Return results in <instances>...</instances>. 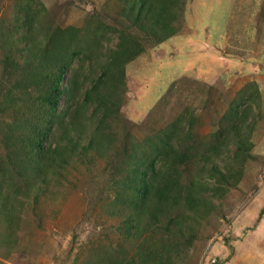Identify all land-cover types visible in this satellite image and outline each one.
I'll use <instances>...</instances> for the list:
<instances>
[{
  "label": "trees",
  "instance_id": "trees-1",
  "mask_svg": "<svg viewBox=\"0 0 264 264\" xmlns=\"http://www.w3.org/2000/svg\"><path fill=\"white\" fill-rule=\"evenodd\" d=\"M115 1L121 4L119 16L142 38L92 17L83 27H56L46 32L45 40H37L31 34L38 33L39 12L31 0L20 3L15 21L21 22L19 30L31 44L17 56L2 59L6 79L0 111L14 115L6 124V158L0 162L4 163L0 164V224L17 229L19 196L31 190L44 193L53 181L64 177L74 158L90 152L108 163L107 214L118 220L115 231L128 245L137 242L132 250L137 264H172L169 260L181 254L177 248L190 246L194 221L212 211L207 196L213 192L222 197L240 182L243 166L251 158L253 104L259 90L255 83L242 89L204 144L194 142L198 119L186 107L163 128L141 139L129 130L123 132L126 141L119 144V152L111 149L114 156L110 158L106 153L116 139L111 125L118 119L126 92L125 67L144 52L143 40L159 45L176 35V22L186 2ZM111 33L117 36L115 48L103 52L102 40ZM93 67H97L96 76L91 73ZM68 72L67 84L62 86ZM87 121L94 124L90 134L85 133ZM194 160L201 163L195 172L201 182L189 176L192 168L189 172L187 167L196 165ZM126 254L123 248L94 252L84 264H125Z\"/></svg>",
  "mask_w": 264,
  "mask_h": 264
},
{
  "label": "rangeland",
  "instance_id": "rangeland-1",
  "mask_svg": "<svg viewBox=\"0 0 264 264\" xmlns=\"http://www.w3.org/2000/svg\"><path fill=\"white\" fill-rule=\"evenodd\" d=\"M22 1L0 0L1 98L6 79L2 76L3 57L17 56L20 49L31 44L19 30L21 22L15 21ZM31 5L39 12L38 33L31 34L37 40H45L46 32L56 27H83L92 17L142 38L119 16L121 4L115 0H31ZM176 26V35L164 43L154 45L152 40H143L144 52L126 65L125 97L118 119L111 125L116 139L106 155L112 158V150H121L119 144L124 145L126 130L141 139L163 128L186 107L193 109L198 119L194 142L204 144L217 129L229 102L255 83L260 109L257 113L254 99L253 147L240 182L222 197L213 192L207 196L212 211L192 223L190 246L178 247L181 254L169 261L264 264V211L260 215L264 210V0H186ZM102 41V51H109L115 48L117 36L111 33ZM91 71L98 74L97 67ZM69 76L70 72L62 86ZM84 76L86 73L79 79ZM13 115L10 110L0 111V162L6 158V124ZM125 119L129 120L126 124L121 122ZM84 126L85 133L90 134L94 124L87 121ZM194 162L196 165L187 167L192 168L189 176L201 182L199 174L195 175L201 163ZM219 166L224 170L222 164ZM108 169L105 158L86 152L74 158L64 177L53 181L44 193L31 190L19 196L18 228L9 230L0 224V264H84L94 252L103 254L119 248L127 253L125 264H137L132 252L137 242L128 245L115 231L118 220L107 214V198L111 196Z\"/></svg>",
  "mask_w": 264,
  "mask_h": 264
}]
</instances>
